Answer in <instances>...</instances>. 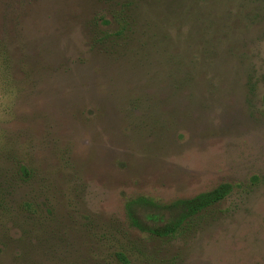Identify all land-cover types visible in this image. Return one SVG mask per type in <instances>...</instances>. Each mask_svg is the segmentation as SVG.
Masks as SVG:
<instances>
[{
  "label": "rangeland",
  "instance_id": "obj_1",
  "mask_svg": "<svg viewBox=\"0 0 264 264\" xmlns=\"http://www.w3.org/2000/svg\"><path fill=\"white\" fill-rule=\"evenodd\" d=\"M263 96L264 0H0V264H264Z\"/></svg>",
  "mask_w": 264,
  "mask_h": 264
},
{
  "label": "trees",
  "instance_id": "obj_2",
  "mask_svg": "<svg viewBox=\"0 0 264 264\" xmlns=\"http://www.w3.org/2000/svg\"><path fill=\"white\" fill-rule=\"evenodd\" d=\"M231 191L232 185L226 183L194 198L178 199L170 203L140 196L127 202L126 211L131 225L136 229L148 232L153 237L173 238L186 231L199 214L225 199ZM117 256L128 263L123 253Z\"/></svg>",
  "mask_w": 264,
  "mask_h": 264
}]
</instances>
